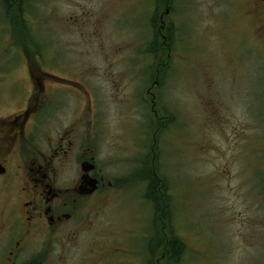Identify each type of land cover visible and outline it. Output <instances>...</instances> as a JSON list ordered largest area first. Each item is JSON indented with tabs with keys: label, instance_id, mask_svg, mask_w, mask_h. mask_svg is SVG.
Here are the masks:
<instances>
[{
	"label": "rangeland",
	"instance_id": "374dc122",
	"mask_svg": "<svg viewBox=\"0 0 264 264\" xmlns=\"http://www.w3.org/2000/svg\"><path fill=\"white\" fill-rule=\"evenodd\" d=\"M166 5L158 9L164 31L178 20L190 33L178 36L161 90L179 130L177 123L167 129L166 143L160 130L157 145L180 196L175 225L188 246L180 264H264V0ZM156 7V0H27L21 25L0 5V95L8 99L0 113L22 107L31 63L39 74L73 80L42 74L48 93H61L48 112L59 110L69 122L87 112L115 155L114 187L84 204L75 239L65 240L79 243L69 264H104L113 249L127 264H164L150 241L154 209L138 172L142 151L155 165L150 138L165 123L160 102L156 117L147 94L167 63L162 53L153 60L148 53ZM151 62L158 70L152 79ZM98 246L106 249L98 253Z\"/></svg>",
	"mask_w": 264,
	"mask_h": 264
},
{
	"label": "flooded vegetation",
	"instance_id": "af4514ba",
	"mask_svg": "<svg viewBox=\"0 0 264 264\" xmlns=\"http://www.w3.org/2000/svg\"><path fill=\"white\" fill-rule=\"evenodd\" d=\"M36 70L28 65L31 86H25L22 107L0 113V264L72 262V251L79 243L65 240L75 239L77 231L72 226L83 223L84 204L115 185L110 173L115 163L113 149L87 112L78 111L71 122L59 110L48 112L52 99L61 93L58 89L48 93L42 74L47 80H73ZM162 81L157 78L147 90L156 117L155 90ZM13 91H18L17 86ZM5 102V97L0 99V104ZM142 154L138 172L143 176L148 161L147 153ZM85 176L97 180L92 194L82 192ZM105 249L98 246L93 250L101 253ZM114 252L107 254L104 264H127L126 257L116 259Z\"/></svg>",
	"mask_w": 264,
	"mask_h": 264
},
{
	"label": "trees",
	"instance_id": "16d2710c",
	"mask_svg": "<svg viewBox=\"0 0 264 264\" xmlns=\"http://www.w3.org/2000/svg\"><path fill=\"white\" fill-rule=\"evenodd\" d=\"M26 2L27 0H0V5L3 7L6 15H9L12 19H16L18 16L23 15L24 6L26 5ZM168 2H170V0H156L157 9L154 15L151 17V25L155 29L153 33L154 38L152 41L149 42L148 46V53L151 55L152 60L153 56L157 55L158 53H162L163 56H166L167 63L160 72L163 80L165 79L164 76L167 77L168 75L173 73L172 67L174 62H171L170 60L171 58L173 59V52L176 46L180 45V43H177L178 36L181 35V33L185 34L186 32L189 39L190 35V33L185 29V26L181 25L178 20H174L172 18L173 16H171V18L175 22H171L169 28L164 31L166 28V23L162 21L161 18H159L158 20V9L160 8L159 5L162 3L167 4L166 6H168ZM169 10L170 9L167 8L166 13H168ZM183 16L184 14L182 13L179 17ZM12 22L16 25L18 24L17 22ZM18 22L23 25L25 19L18 17ZM27 26L25 25L26 30L29 29ZM185 45L186 43L183 44L184 48ZM28 47H31V41L28 44ZM30 52H32L31 49ZM36 54L38 53L36 52ZM157 57L160 58V55H157ZM159 58H157V60H159ZM147 70L151 73L150 79L154 77L155 72H158V70L153 67L152 62L149 64ZM163 82L164 81H162L161 86L156 89L158 95L156 91L155 93L157 95V102H160L161 104V113H163L162 117H164L166 125L158 130L157 135L155 137L150 138L152 143H156L153 149V159L155 165H152V163L149 162L147 165V173L141 176H146V198L154 209L153 234L150 237V241H152L151 243H154L153 241H155L156 243L154 253L158 255L161 254L163 256L162 259L165 260L164 264H180L185 260L188 251V246L182 236L178 233V227L175 225V214L177 213L176 206L180 204V196L178 193V189L173 185V183L171 184L170 182V170L168 167V163L165 162L167 159L169 160V157L164 155H162L161 157L157 149V145L159 142V131L161 130L162 139L165 142L163 138L164 134L170 131L166 130L174 124H178L177 115L175 111L171 108L170 113L165 110V108H162L163 98L161 90L166 85ZM148 112L150 113V111ZM179 125L180 124H178V130ZM181 126H183V124H181ZM160 144L161 143H159V147ZM164 166H166L169 171V173H167L168 175L164 172ZM225 168L227 170V168L230 167L229 165H226ZM229 174H231V171L229 172ZM229 177H231V175H229Z\"/></svg>",
	"mask_w": 264,
	"mask_h": 264
},
{
	"label": "water",
	"instance_id": "95a60500",
	"mask_svg": "<svg viewBox=\"0 0 264 264\" xmlns=\"http://www.w3.org/2000/svg\"><path fill=\"white\" fill-rule=\"evenodd\" d=\"M88 187H90V189H88ZM81 189L84 194H92L97 189V180L90 176H85Z\"/></svg>",
	"mask_w": 264,
	"mask_h": 264
}]
</instances>
